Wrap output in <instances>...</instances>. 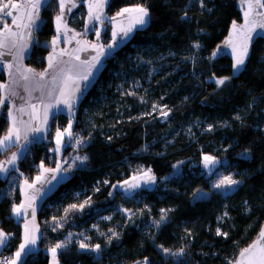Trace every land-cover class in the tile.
I'll return each mask as SVG.
<instances>
[{
	"label": "trees",
	"instance_id": "16d2710c",
	"mask_svg": "<svg viewBox=\"0 0 264 264\" xmlns=\"http://www.w3.org/2000/svg\"><path fill=\"white\" fill-rule=\"evenodd\" d=\"M239 1H108V16L143 6L149 23L105 60L78 105L72 133L83 141L77 150L87 157L86 166L44 198L37 214L40 249L23 264H49L46 251L66 242L71 232L84 233L85 243L99 244L100 252L67 241L58 249L60 264H230L255 239L264 224V35L254 39L238 74L231 55L213 57L233 21L243 20ZM58 14V0L41 10L26 59L39 72L47 66L46 43L55 36ZM105 24L103 42L109 43L111 25ZM225 77L230 79L217 86L216 79ZM5 80L0 71V84ZM132 83L141 87L132 90ZM69 122L57 115L47 139L29 146L18 161L22 180L30 182L43 168L56 166L54 136ZM9 127L4 105L0 137ZM14 148L0 150V161ZM72 148L69 144L65 151ZM205 155L241 181L232 193L212 192L202 166ZM144 169L155 177L154 188L131 196L113 192L117 183ZM20 200L19 187L0 178V227L11 235L12 252L22 239L21 223L11 214ZM162 248L184 254L166 256Z\"/></svg>",
	"mask_w": 264,
	"mask_h": 264
},
{
	"label": "snow or ice",
	"instance_id": "6c2138e0",
	"mask_svg": "<svg viewBox=\"0 0 264 264\" xmlns=\"http://www.w3.org/2000/svg\"><path fill=\"white\" fill-rule=\"evenodd\" d=\"M108 0H86L88 7V21L89 23L93 21H98L103 24L102 17L104 16L103 9L107 4ZM47 3V0H21V3H13L12 0H0V13L5 16L13 17L12 24L15 25L17 29H25V32L13 31V29L7 24H3V30H0V49H8V52H11L13 48H17V41H24L17 48L16 53L14 54V59L22 62L24 59V53L27 50L28 42L32 36V32L34 30L39 29V24L37 21L40 18V11L42 6ZM59 3V14L55 17L56 23V33L57 35L52 39V49L53 55L48 57V69L43 72L36 73L33 69H24L21 74V79L24 81L35 80L36 77H39V80L36 81L37 90L41 91V99L39 103L43 105V119L40 120V124L44 127H40L39 125L33 126L32 121L35 119H39V114L37 112V104L31 103V91L29 90L28 84L24 85V90L29 93V99L26 101L29 107L32 108L33 112L29 121L20 123L25 125L24 130L17 126V119L13 115L11 111L8 113V117L11 120V127L7 129L5 135L0 137V150L8 151L10 147L15 145H20L21 139L25 141V144L29 142L28 134L29 130L32 133H40L47 130L48 126V117L49 110L53 107H58L63 104L70 112L72 110V106L74 103V94L75 92L80 91L79 81H87L90 76L93 75V70L97 68V66L101 63V57L106 54L105 48L103 45L90 43L88 41H80L77 40V44H83L84 49L77 48L72 52H68L65 49H61L58 53L56 52V47L60 43V35L63 32L65 37V42H70L67 39V33L70 31L65 23V12L71 11V8L77 6V0H58ZM247 10L244 12V25L238 26L235 21L232 24L233 33L239 32L243 36V43L239 47V51L237 50L236 45L233 44L232 39L230 38L227 43L233 48V56L235 63L233 65L234 70L238 71L243 67L245 63V58L248 55V44L251 40V34L256 31L259 27L264 29V11H259V9H264V0H245ZM5 9H10L5 11ZM18 12L20 15L14 16L13 12ZM117 17H122L126 19L128 22L124 24L123 20L120 22L119 29L115 28L116 17H112L111 20L114 22V30L112 32V43L108 45V49H113L117 44V37L120 39H125L129 37V34L133 32V30L137 27H144L149 23L150 13L147 7L136 6L134 8H123L116 14ZM253 17H260L259 20L253 19ZM26 21V22H25ZM15 37L16 39H12ZM97 40H99L100 32H96ZM231 37V34H230ZM75 39V36L72 37ZM88 47H91L94 51H96V55L92 56L90 59L81 60L80 56L77 55L81 50H86ZM195 47H199V44H196ZM6 53L0 51V56H4ZM68 55L70 59H75L80 62L79 65H71L68 67H59L60 64H67L65 61H61L59 57ZM215 55V53L213 54ZM80 65L86 66L85 69L81 72L78 71ZM6 67L11 69L12 65L9 64ZM22 64L18 65L17 70L20 71ZM77 69L76 74L73 75V70ZM49 70L52 71L51 80L46 83L52 84V88L47 91L48 103L44 102V91L43 89L46 87V84H41V81H45L46 77L49 75ZM31 73V76L29 75ZM11 75V73H10ZM230 79L229 77H225L222 79H216L217 86H222L225 84L226 80ZM60 81V86L57 87V81ZM6 85L0 84V89L5 88ZM16 95L15 92L12 93ZM4 104V100L0 99V107ZM19 112H24L25 109L23 106L17 109ZM164 116H167V113H163ZM239 119V117H237ZM71 123L68 124L66 128L63 130H56V144L57 147L55 149L56 152H59L62 147V141L65 135L71 139L73 137V133L71 132ZM211 130V129H209ZM83 141L76 138V144L80 145ZM23 147V146H21ZM247 151V150H246ZM18 159V154L13 153L12 157L5 161L0 162V174L7 175L9 173V168L5 167V164L15 166L16 160ZM76 160H80L83 163L87 160V157H79L75 158ZM205 167H209L210 165H215L217 161L214 157L210 155H205L203 157ZM43 168V165H41ZM61 169V165H57L56 169H44L45 172H58ZM151 170L149 169L145 175L148 179L145 183H155V177L150 175ZM55 179V176L52 177ZM136 177H133V180H136ZM42 180V176L38 175L36 177V182L40 183ZM25 185L27 188H34V184H29L27 180H25ZM125 184H128L130 188H136L140 185L138 183H132L129 181H125ZM241 181L235 180L232 176H225L220 179L215 185V188H231L233 185H238ZM35 193L39 195H44L42 192V188L35 189ZM29 195L25 193V202L14 206L12 208V212L16 217H20L22 214L27 215L28 209H31L32 218L35 219V200L37 199V195ZM87 203V202H85ZM84 205H80L83 208ZM71 208H76L77 205H71ZM164 211V210H162ZM106 219H111L107 217ZM166 219V216L162 215L161 220ZM159 227V224H157ZM35 226L31 229L29 225L26 223L24 225V236L23 243L19 245L18 250L15 252L14 257L10 260L6 259L4 261H0V264H21L22 257L26 254V251L30 246H34L36 244L37 237L35 235L36 232ZM71 235V234H70ZM113 235H116L115 233ZM217 235H224L227 237V233H221L219 229H217ZM9 239L8 234L0 230V247H4L7 240ZM67 246V242L57 243L54 247L49 249L52 254L53 264H58L57 250L65 248ZM79 247L81 249L88 250L89 245L84 242L79 243ZM162 247V246H161ZM91 251L100 252V245L96 244L91 248ZM163 253L171 256H182L183 249L178 252H172L167 248H162ZM144 264H147V260H145ZM230 264H264V229H261L258 238L255 242H253L249 247L244 248L239 253V258L234 262H230Z\"/></svg>",
	"mask_w": 264,
	"mask_h": 264
},
{
	"label": "crops",
	"instance_id": "0c3cea01",
	"mask_svg": "<svg viewBox=\"0 0 264 264\" xmlns=\"http://www.w3.org/2000/svg\"><path fill=\"white\" fill-rule=\"evenodd\" d=\"M48 1L49 0H47V3H48ZM5 2H7V0H5ZM12 2L13 3H21V0H12ZM44 6H42V8ZM106 7H107V4L105 5V7L103 9V13H104V16L102 17L103 24H101L98 21H93V22L89 23V21H88V7H87L86 0H77V6L76 7L71 8V11L66 10V12H65V23L67 24V27L70 30L67 33V39L70 42H65V37H64V34L62 32L60 35V43L56 47V52L58 53L61 49H65L68 52H72L73 50H75L77 48L84 49L83 44H80V45L77 44V40H80V41H88L90 43L103 45L105 48L106 54L101 57V63L97 66L96 69L93 70V75L90 76L87 81H79L80 91L75 92V94H74V103H73L71 112L63 104L59 105L58 107L51 108L49 110L47 130L40 132V133H32L29 130V134H28L29 142L27 144H25V141L23 139H21L20 145L13 144L11 147H15L14 150L12 152H10L3 160L0 161V162H5L12 157L13 153L18 154V159L16 160L14 167L12 165L5 164V167L9 168V173L7 175L0 174L1 179H3V180L8 179L9 180L10 187L13 185H17L20 189L21 200L18 204H15L14 206H17V205L21 204L22 202H25V193H27L29 195L36 194L35 189H38V188H42V192L45 193L44 195L36 194L37 199L35 200V204H34V206H35V219L32 218V215H31L32 210L31 209H28L27 215L22 214L20 217H16L13 214V212L11 213L12 217L21 223V226H22L21 243H23L24 225L26 223L29 225L30 229L33 226H35V228L37 230L35 232V235L37 237L36 244L34 246L29 247V249L26 251V254L22 257L21 264H23L24 260L26 259V257L29 254L36 253L40 249L41 227H40V224L38 221L37 214H38V210H39L44 198L47 195H49L57 187V185L60 182L64 181V179L65 180L67 179L70 171L73 172L75 169H77V168L74 169V166H73V163L76 159L74 158L72 163L68 164L67 162H65V157H67L70 154H72L73 156H76L80 152L77 149H74V147L71 150H69L68 152H66L64 150V153H63L62 158H61L62 160H60L58 155L55 154L57 157L56 166L45 167V168L46 169H56L57 165L59 164V165H61L60 171H58V172H55V171L45 172L44 171L45 168H43L39 174L42 176V180L40 183L36 182V178L30 182L28 181L29 184H34V188H32V189L27 188V186L24 183L25 180L21 179V174L18 171L19 159L21 157H23L28 152L29 146L32 143L40 142V141L47 139L48 133H49L50 127H51V122H52L53 118L56 117L57 115L64 114L65 116H67L70 119L69 123H71V125L73 126V120H74V117L76 114V109H77L78 105L80 104L82 98L84 97L85 93L94 84L97 77L99 76V74H100V72L104 66L105 60L109 56H111L123 44H125L127 41H129L136 30L143 28V27L137 26L133 30V32L129 34V37L125 38V39H120V37L118 36L116 46L113 49H108V45L112 43V32L114 30V22L111 20V18L116 17V22H115V28L116 29H119V27L121 26L120 22L122 20H123L124 24H127L128 21L122 17H117L116 15L112 16V17L108 16V14L106 13ZM42 8H41V10H42ZM130 8H134V7H130ZM8 10H10V9H5V11H8ZM13 15L18 16V15H20V13L14 11ZM12 19H13V17L5 16L2 13H0V30H3V24L7 23L13 29V31H20V32L26 31L25 29H22V28L17 29L15 27V25L12 24ZM105 22H108L111 25V40L109 43L103 42V34L106 30ZM37 23L39 24V26L41 25V11H40V18L37 21ZM54 25H55V32H56V23H54ZM97 31L100 32L99 40H97V37H96ZM34 32H35V30L32 32V36L28 42V47L24 53V59L22 62L15 60L13 57H14V54L16 53L19 45L21 43H24V41H17V48H13L11 50V52H8L7 48L0 49V51H3L6 53L4 56H0V71H3L6 75V80L2 83L3 85H6V87L1 89V99L4 100L3 106L4 105L8 106V113H9V111H11L13 113V115L16 117L17 126L20 127L22 129V131L24 130L25 125L20 123V122L21 121H24V122L29 121L31 118L32 112H33L32 108L29 107L28 104L26 103V101L29 99V93L24 90L25 84H28V86H29V90L31 91V103L37 104V112L39 114V119L33 120L32 125L33 126L39 125L40 127H44L42 124H40V120L43 119V105L39 103V100L41 99V91L37 90V84H36V81L39 80V77H36L35 80L24 81L23 79H21V74H20L24 69H33L36 73H39V71L35 70L34 68H32L31 66H29L26 63V59L30 55V52L32 50V46L35 42ZM90 34H93L92 39L90 38ZM56 35H57V33H55V36ZM73 36H75V39L72 38ZM12 39H16V38L12 37ZM52 39L46 43V45L50 48V53H49L48 57L50 55H53V49H52V44H51ZM76 54L80 56L81 60H85V59H90L92 56H95L96 51H94L91 47H88L86 50H81ZM48 57H47V66L43 71L48 69ZM59 59L61 61L67 62V64H60L59 67H61V68L68 67L71 65H79L80 64L79 61H77L75 59H70V57L68 55L59 57ZM9 64L12 65L11 69L6 67ZM20 64H22V67L20 68V71H18L17 68H18V65H20ZM85 67L86 66L80 65L78 71L82 72L85 69ZM43 71H41V72H43ZM76 71H77V69L73 70V75L76 74ZM10 73H11V75H10ZM29 75L31 76V73H29ZM51 76H52V71L49 70L48 77H46L45 81L40 82L41 84H46V87L43 89V91L45 93V95L43 97L45 103L49 102L48 98H47V91L53 87L52 84L46 83L47 81L51 80ZM59 86H60V81L58 80L57 81V87H59ZM13 92H15L16 95H13L12 94ZM3 106L0 107V113L2 111ZM21 106L24 107V109H25L24 112L17 111V109L20 108ZM9 121H10V127H11L12 122H11L10 118H9ZM71 132H72V127H71ZM55 137H56V135L54 136V138ZM70 145L73 146L71 143H70ZM21 146H23V147H21ZM1 151H3V150H1ZM80 157L83 158L84 155L82 153H80ZM11 173H14V175H12ZM53 176H55V179H52ZM0 230L5 232L1 227H0ZM6 234H8V233H6ZM8 236L10 239L11 235L8 234ZM9 239L7 240L4 247H0V254L4 250L6 245L8 244ZM18 248L12 253L11 259L14 257V254L18 250ZM46 252L49 255V264H53V258H52L51 252L49 250H47ZM57 254H58V250H57ZM56 260H57L58 264H60L57 257H56Z\"/></svg>",
	"mask_w": 264,
	"mask_h": 264
},
{
	"label": "rangeland",
	"instance_id": "374dc122",
	"mask_svg": "<svg viewBox=\"0 0 264 264\" xmlns=\"http://www.w3.org/2000/svg\"><path fill=\"white\" fill-rule=\"evenodd\" d=\"M238 6L241 10V13H242V18L243 20L241 22H236V24L238 26H242L244 25L245 21H244V12L247 10L246 8V3H245V0H240L239 3H238ZM259 11H264V9H259ZM253 19H257L259 20L260 17H253ZM147 26V25H146ZM145 26V27H146ZM143 27V28H145ZM142 28V29H143ZM230 34H231V37H230ZM259 35H264V29H261V28H257L255 32H253L251 34V40L248 44V55H249V52H250V48H251V44L252 42L254 41V39L259 36ZM232 39V42L234 45H236L237 47V50L239 51V47L240 45L243 43V36L237 32V33H233V30H232V27H231V30L228 34V36L224 39V41L222 43H220L217 48L215 49L214 53L215 55H213L214 58L218 57V56H221L223 54H229L233 57L234 59V56H233V48L232 46H230L227 41L229 39ZM213 53V54H214ZM247 55V57H248ZM247 57L245 58V62L247 60ZM234 63H235V60H234ZM245 64V63H244ZM244 67V65H243ZM242 67V68H243ZM242 68H240L238 71L234 70V74H238ZM131 89L132 90H135V89H138L141 87V84H138V83H132L131 84ZM75 136H73L71 139H69V137L67 135H65V137L63 138V141H62V147H61V150L59 152H56L55 149L57 147V144H56V137L54 138V151L56 152V154L58 155V157L60 158V160H62V155L64 153V150L66 149L65 147L67 145H69L70 143L73 145L74 149H77L79 147V145L77 146L76 145V142H75ZM76 145V146H75ZM77 156L80 157V153H78L76 156H73L72 154L68 155L67 157H65V162H67L68 164H71L72 161L74 160V158H76ZM85 157V156H84ZM216 160V159H215ZM217 163L215 165H210L209 167H205V164H204V160L202 161V166H203V169L205 171V173L207 174V176H210L212 181H211V190L212 192H215V193H219V194H222V195H227V194H230L232 193L235 188L240 184L238 185H233L231 188H215L214 185L220 180L222 179L223 177L225 176H232L233 179L235 180H238L236 177H235V174L234 173H230L226 168H221L220 167V163L218 160H216ZM73 166H74V169L75 168H82V167H85L86 166V160L81 163L80 160H75L74 163H73ZM69 172V171H68ZM148 170L144 169V170H141L139 173L135 174L134 176H132L130 179L126 180V181H129V182H132V183H138L140 186L139 187H136V188H130L128 184H125L123 182H120V183H117L114 187H113V192L115 191H120L122 192L124 195H127V196H131L132 194H134L136 191H138L139 189L141 188H147V189H152L155 187L156 185V181L155 183H145V181L148 179V177L145 175V173H147ZM72 174V171L69 172V176ZM151 176H153L152 173H150ZM68 176V177H69ZM67 177V178H68ZM133 177H136L137 179L136 180H133ZM65 180V179H64ZM240 181V180H238ZM210 193H206V192H202L201 195L203 196H208ZM70 237L66 239V242L67 241H73V242H76V243H80V242H86L88 239L86 237V235L84 233H75V232H71V235H69ZM65 241H61L60 243H64ZM85 250V249H84ZM86 251H91V247H89L88 250ZM97 253V252H95Z\"/></svg>",
	"mask_w": 264,
	"mask_h": 264
},
{
	"label": "built area",
	"instance_id": "2783aa9c",
	"mask_svg": "<svg viewBox=\"0 0 264 264\" xmlns=\"http://www.w3.org/2000/svg\"><path fill=\"white\" fill-rule=\"evenodd\" d=\"M79 138V136H76V138ZM76 138H75V142H76ZM80 139V138H79ZM77 145V144H76ZM75 145V146H76ZM81 145V144H80ZM78 146V145H77ZM7 250L8 251H2L1 254H0V261H4L6 259L10 260L11 257H12V251L10 250L11 249V246L10 245H7L6 246Z\"/></svg>",
	"mask_w": 264,
	"mask_h": 264
},
{
	"label": "water",
	"instance_id": "95a60500",
	"mask_svg": "<svg viewBox=\"0 0 264 264\" xmlns=\"http://www.w3.org/2000/svg\"><path fill=\"white\" fill-rule=\"evenodd\" d=\"M261 229H264V224L262 225ZM261 229L259 230V232H258V234L256 235L255 239H254V240H253V241H252L247 247H249L253 242H255V241L257 240L258 235H259ZM247 247H245V248H247ZM242 250H243V249H242ZM242 250H241V251H242ZM238 258H239V254H238L236 260H237Z\"/></svg>",
	"mask_w": 264,
	"mask_h": 264
}]
</instances>
